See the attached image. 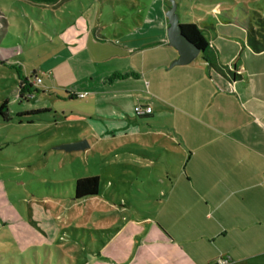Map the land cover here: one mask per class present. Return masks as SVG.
<instances>
[{
	"label": "crops",
	"instance_id": "crops-1",
	"mask_svg": "<svg viewBox=\"0 0 264 264\" xmlns=\"http://www.w3.org/2000/svg\"><path fill=\"white\" fill-rule=\"evenodd\" d=\"M169 8L167 0L135 3L110 58L69 63L90 43L98 45L91 40L95 17L86 12L62 34L69 55L48 65L57 80L79 72L74 83L92 105L94 139L135 148L142 165L167 171L152 200L156 208L118 210L115 229L83 264H210L219 257L264 264V69L258 67L264 52L255 53L247 38L256 56L246 75L237 65L225 73L216 46H210L214 64L202 53L170 67L179 52L167 39ZM195 20L203 23L180 18L182 24ZM226 32L221 29L213 45L226 41ZM88 66L93 70L85 72ZM138 105L152 112L136 116ZM148 146L156 152L142 149Z\"/></svg>",
	"mask_w": 264,
	"mask_h": 264
},
{
	"label": "rangeland",
	"instance_id": "rangeland-1",
	"mask_svg": "<svg viewBox=\"0 0 264 264\" xmlns=\"http://www.w3.org/2000/svg\"><path fill=\"white\" fill-rule=\"evenodd\" d=\"M147 1L0 0V104L9 102V119L0 115V264H83L115 229L122 218L118 210L156 208L152 200L167 171L142 165L134 147L125 150L94 139L92 105L72 95L79 92L80 85L74 83L79 72L57 80L56 73L47 71L50 62L69 55L62 34L86 12L95 17L91 40L98 45L90 43L85 54L69 63L110 58L117 50L112 47L115 35L128 28L137 12L134 4ZM175 1L182 20L190 15L203 21L194 23L206 42L220 49L225 73L228 65H237L240 75L249 73L243 69L253 67L250 60L256 55L247 46L246 27H264V0ZM223 28L226 41L213 45ZM232 52L234 58L226 60L224 55ZM258 67L264 69V56ZM89 70L93 67L84 71ZM21 78H27L32 89L20 97ZM80 140H87L89 147L70 152L57 148ZM142 149L156 152L154 147ZM95 176L98 194L75 199L76 181Z\"/></svg>",
	"mask_w": 264,
	"mask_h": 264
},
{
	"label": "trees",
	"instance_id": "trees-1",
	"mask_svg": "<svg viewBox=\"0 0 264 264\" xmlns=\"http://www.w3.org/2000/svg\"><path fill=\"white\" fill-rule=\"evenodd\" d=\"M39 3H58L60 0H34ZM183 33L197 45L199 48L203 50L202 56L206 58L211 64H214V56L215 51L212 50L210 47V44L206 42V38L204 35L201 34V32L196 27L195 23H187V24H181ZM248 30V44L251 46L253 51L255 53H261L264 52V27H261L260 29L256 30L253 28V25L250 23L247 26ZM122 77H125L122 76ZM22 82H24V87L21 86L20 90V97L22 96L23 92H30L32 89V84L28 81L27 78H21ZM9 102L4 101L2 104H0V115H2L4 118L9 119L6 116V110ZM6 109V110H5ZM41 110H35V112H40ZM43 111V110H42ZM98 184H99V177H85L82 179H78L75 183V193L74 197L75 199H82L87 196H95L98 194Z\"/></svg>",
	"mask_w": 264,
	"mask_h": 264
},
{
	"label": "water",
	"instance_id": "water-1",
	"mask_svg": "<svg viewBox=\"0 0 264 264\" xmlns=\"http://www.w3.org/2000/svg\"><path fill=\"white\" fill-rule=\"evenodd\" d=\"M171 3L170 8L167 10V17L169 19L168 27V43L170 46L177 49L178 57L171 63L170 67L176 65H187L190 64L194 59H196L203 50L195 45L184 33L181 26L180 16L177 12L178 3L175 0H169ZM89 147L87 140L74 141L70 143H65L59 145L57 148L64 151H74V150H85Z\"/></svg>",
	"mask_w": 264,
	"mask_h": 264
},
{
	"label": "built area",
	"instance_id": "built-area-1",
	"mask_svg": "<svg viewBox=\"0 0 264 264\" xmlns=\"http://www.w3.org/2000/svg\"><path fill=\"white\" fill-rule=\"evenodd\" d=\"M35 80H36V83H40L41 81L40 78H35ZM72 93L78 95V97H81V98L86 95L85 93H79V92L77 93L72 92ZM133 110L136 116H142V115L151 113L152 107L150 105H146V106L138 105V106H135ZM229 261H230L229 257H219L214 263H210V264H228Z\"/></svg>",
	"mask_w": 264,
	"mask_h": 264
}]
</instances>
